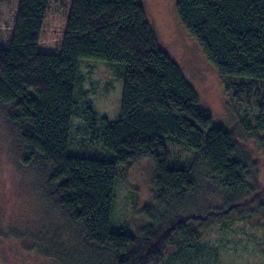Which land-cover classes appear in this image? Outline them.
Wrapping results in <instances>:
<instances>
[{
  "label": "trees",
  "instance_id": "16d2710c",
  "mask_svg": "<svg viewBox=\"0 0 264 264\" xmlns=\"http://www.w3.org/2000/svg\"><path fill=\"white\" fill-rule=\"evenodd\" d=\"M48 2L19 0L0 48V163L14 164L37 203L42 223L32 235L33 254L51 264H160L193 250L216 222L264 228V0L175 2L179 24L225 93L254 102L253 124L237 119L233 131L212 125L198 108L138 0H70L59 49L44 54L37 42ZM81 60L105 63L122 83L117 120L81 101ZM235 78L244 81L231 83ZM74 118L97 150L69 152ZM243 126L259 146L255 158L253 145L239 140ZM164 140L192 158L176 165ZM143 157L153 166L155 204L141 209L147 225L132 235L110 224L114 186Z\"/></svg>",
  "mask_w": 264,
  "mask_h": 264
},
{
  "label": "rangeland",
  "instance_id": "374dc122",
  "mask_svg": "<svg viewBox=\"0 0 264 264\" xmlns=\"http://www.w3.org/2000/svg\"><path fill=\"white\" fill-rule=\"evenodd\" d=\"M138 2L155 33L159 48L180 68L183 77L197 94L198 108L209 114L212 125L233 131L237 129V119L245 123L249 118L253 124L252 117L258 116L254 102L245 98L243 101H248L246 104L243 101L236 102L235 97L231 98L225 93L217 72L206 62L194 41L179 24L175 13L176 0ZM18 3L19 0L0 2L2 45L6 44L10 37ZM68 11L66 0L48 2L37 42L39 53H57ZM78 68L83 79L80 92H85L86 95L81 101L92 103L98 116H105L109 121L117 120L122 83L112 77L110 68L103 62L81 60L78 62ZM241 81L244 80L235 78L231 83ZM81 101L79 99V102ZM81 126V120L74 118L70 131L69 152L86 155L97 150L99 144L97 140H91L86 131L81 130ZM245 126L247 127L246 123ZM245 130V133L239 131V140L249 141L250 147L253 145L252 157L255 158L259 146L250 141L251 130ZM164 145L176 165H185L192 158V152L182 150L183 146L172 144L169 140H164ZM260 147L259 152L263 158L262 165L259 166L262 167L264 148ZM4 148L6 149V145ZM244 148L241 146V149ZM171 158L168 155V164L174 167ZM8 162L9 160L4 159L0 163V264H51L35 256L33 248H30L32 235L42 221L39 220L38 206L32 194L23 189L22 182L14 172V164ZM152 177L153 166L146 157L138 159L125 173L120 172L114 186V202L110 216L112 227L124 228L132 235H138L141 229L146 227L147 223L141 219V209L155 204L152 197ZM181 220L182 218L174 222L172 228L176 229ZM141 226L143 227L140 228ZM36 233L38 235V230ZM160 264H264V228L245 220L216 222L205 232L202 239L196 242L193 250Z\"/></svg>",
  "mask_w": 264,
  "mask_h": 264
},
{
  "label": "crops",
  "instance_id": "0c3cea01",
  "mask_svg": "<svg viewBox=\"0 0 264 264\" xmlns=\"http://www.w3.org/2000/svg\"><path fill=\"white\" fill-rule=\"evenodd\" d=\"M49 1H53V0H49ZM66 2H68V5H69V7H70V0H66ZM17 7H18V5H17ZM61 39H62V38H61ZM1 47L4 48V47H6V46H5V44H4V45L0 44V48H1ZM37 49H38V48H37Z\"/></svg>",
  "mask_w": 264,
  "mask_h": 264
}]
</instances>
